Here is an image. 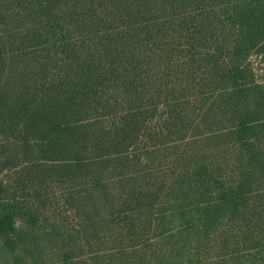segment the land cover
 Masks as SVG:
<instances>
[{"label":"trees","instance_id":"16d2710c","mask_svg":"<svg viewBox=\"0 0 264 264\" xmlns=\"http://www.w3.org/2000/svg\"><path fill=\"white\" fill-rule=\"evenodd\" d=\"M264 0H0V264H264Z\"/></svg>","mask_w":264,"mask_h":264},{"label":"rangeland","instance_id":"374dc122","mask_svg":"<svg viewBox=\"0 0 264 264\" xmlns=\"http://www.w3.org/2000/svg\"><path fill=\"white\" fill-rule=\"evenodd\" d=\"M251 61L256 68L257 78L264 80V56L254 54Z\"/></svg>","mask_w":264,"mask_h":264}]
</instances>
